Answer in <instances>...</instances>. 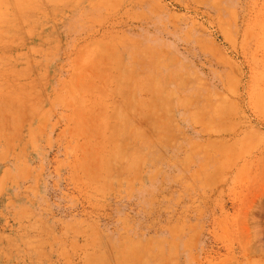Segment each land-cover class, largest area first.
Instances as JSON below:
<instances>
[{"label": "rangeland", "instance_id": "374dc122", "mask_svg": "<svg viewBox=\"0 0 264 264\" xmlns=\"http://www.w3.org/2000/svg\"><path fill=\"white\" fill-rule=\"evenodd\" d=\"M0 264H264V0H0Z\"/></svg>", "mask_w": 264, "mask_h": 264}]
</instances>
